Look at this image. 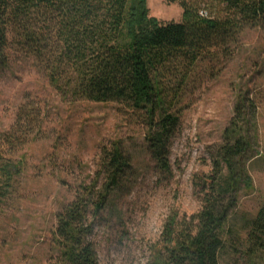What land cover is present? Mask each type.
<instances>
[{
  "label": "trees",
  "instance_id": "obj_1",
  "mask_svg": "<svg viewBox=\"0 0 264 264\" xmlns=\"http://www.w3.org/2000/svg\"><path fill=\"white\" fill-rule=\"evenodd\" d=\"M165 1L181 6V22L151 17L148 0H0V69L9 65V51L16 47L35 59L63 98L117 103L141 114L151 158L171 175L179 105L196 66L230 57L246 28L264 27V0ZM255 111V97L240 93L203 184L200 212L171 216L147 264H222L232 243L227 228L242 182L238 165L254 141ZM44 120L42 108L27 99L12 127L0 134V207L25 169L17 155L42 138ZM101 167L105 183L99 188L97 179L81 186L57 214L55 264H99L92 219L109 207L112 192L131 169L122 143L103 147ZM244 221L246 234L238 240L255 261L264 252V206Z\"/></svg>",
  "mask_w": 264,
  "mask_h": 264
},
{
  "label": "rangeland",
  "instance_id": "obj_2",
  "mask_svg": "<svg viewBox=\"0 0 264 264\" xmlns=\"http://www.w3.org/2000/svg\"><path fill=\"white\" fill-rule=\"evenodd\" d=\"M148 7L161 22L182 21L178 3L148 0ZM231 52L196 66L179 105L169 175L151 158L141 114L117 103L63 98L35 59L12 47L9 65L0 69V134L12 127L27 99L42 108L45 120L42 138L17 155L25 169L0 207V264H55L57 214L75 200L81 186L97 179L99 188L105 183L102 149L117 142L131 169L112 192L109 207L92 219V240L99 264H147L171 216L200 212L203 184L213 172L216 148L240 93L255 97L256 128L250 152L238 165L242 182L227 228L232 243L221 263L264 264V252L250 261L238 240L246 234L244 219L264 206V27L246 28Z\"/></svg>",
  "mask_w": 264,
  "mask_h": 264
}]
</instances>
